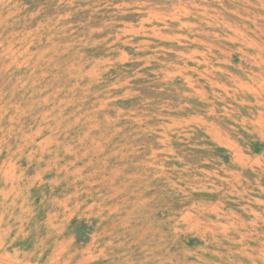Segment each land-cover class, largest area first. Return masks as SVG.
Instances as JSON below:
<instances>
[{
	"label": "rangeland",
	"instance_id": "rangeland-1",
	"mask_svg": "<svg viewBox=\"0 0 264 264\" xmlns=\"http://www.w3.org/2000/svg\"><path fill=\"white\" fill-rule=\"evenodd\" d=\"M0 264H264V0H0Z\"/></svg>",
	"mask_w": 264,
	"mask_h": 264
}]
</instances>
